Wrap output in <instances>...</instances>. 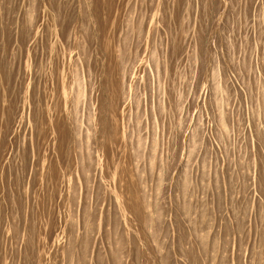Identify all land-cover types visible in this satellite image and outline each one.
<instances>
[{
    "label": "rangeland",
    "instance_id": "rangeland-1",
    "mask_svg": "<svg viewBox=\"0 0 264 264\" xmlns=\"http://www.w3.org/2000/svg\"><path fill=\"white\" fill-rule=\"evenodd\" d=\"M0 264H264V0H0Z\"/></svg>",
    "mask_w": 264,
    "mask_h": 264
}]
</instances>
